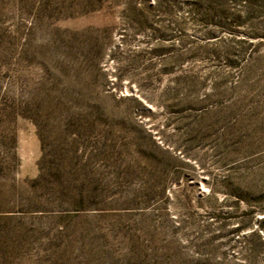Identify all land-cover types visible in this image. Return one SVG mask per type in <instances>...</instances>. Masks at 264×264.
Returning a JSON list of instances; mask_svg holds the SVG:
<instances>
[{
    "label": "rangeland",
    "instance_id": "rangeland-1",
    "mask_svg": "<svg viewBox=\"0 0 264 264\" xmlns=\"http://www.w3.org/2000/svg\"><path fill=\"white\" fill-rule=\"evenodd\" d=\"M260 234L264 0H0V264H264Z\"/></svg>",
    "mask_w": 264,
    "mask_h": 264
},
{
    "label": "trees",
    "instance_id": "trees-1",
    "mask_svg": "<svg viewBox=\"0 0 264 264\" xmlns=\"http://www.w3.org/2000/svg\"><path fill=\"white\" fill-rule=\"evenodd\" d=\"M263 226H261V225H259V229H261V230H263V228H262ZM258 228L257 229H255L254 231H253V234H257V233H259V232H257L258 231ZM260 237V243H261V245L262 246H264V235H259Z\"/></svg>",
    "mask_w": 264,
    "mask_h": 264
}]
</instances>
